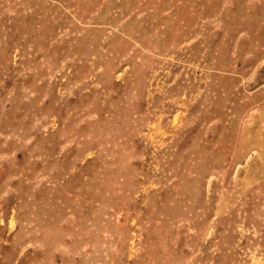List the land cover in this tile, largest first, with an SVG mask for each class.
I'll return each instance as SVG.
<instances>
[{"label": "rangeland", "instance_id": "obj_1", "mask_svg": "<svg viewBox=\"0 0 264 264\" xmlns=\"http://www.w3.org/2000/svg\"><path fill=\"white\" fill-rule=\"evenodd\" d=\"M0 264H264V0H0Z\"/></svg>", "mask_w": 264, "mask_h": 264}]
</instances>
